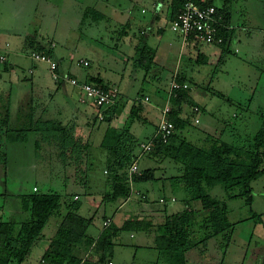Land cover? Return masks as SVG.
I'll list each match as a JSON object with an SVG mask.
<instances>
[{
  "label": "trees",
  "instance_id": "16d2710c",
  "mask_svg": "<svg viewBox=\"0 0 264 264\" xmlns=\"http://www.w3.org/2000/svg\"><path fill=\"white\" fill-rule=\"evenodd\" d=\"M184 2L185 0H171V21L175 20L182 11ZM198 3L203 6L214 5L218 9V14L222 17L218 36L223 38V42L215 44L210 50L208 45L200 44L194 37H191L188 43L200 48L196 56L197 63L220 65L224 62L225 56L233 53L231 45L236 32L232 26L233 0H199ZM89 16L96 22L106 18L104 13L93 7L88 8L84 13V18ZM124 30L125 28L122 27L121 32ZM50 41L46 45L37 41L35 37H31L26 39L24 49L21 50L34 62L43 63L37 62L33 56L42 54L53 59L56 44L52 39ZM135 63L146 72L150 71L153 58L146 47L138 48ZM11 68L12 64L6 62L3 71H10ZM57 72L60 73L59 64ZM0 74H3L1 70ZM66 81L65 77H62L56 82ZM173 82L179 83L181 88L171 91ZM87 83L101 86L106 90L114 88L103 85L102 81L95 79ZM186 83L188 88L183 87ZM191 91L190 82L185 75L178 74L171 81L168 92L171 93L170 112L167 118L174 124L175 130L167 142H164L161 136L155 138L154 149L148 153L158 159H170L182 167V173L170 177V180L173 182V189L181 187L185 191L186 208L184 210L167 214L165 220L162 223H156L157 225L152 220L136 218L125 221L121 227H117L113 219L107 217L109 214L106 212L100 236L91 237L89 229L95 218L79 213L82 202L79 198H75V194L55 190L42 191L38 186H34L29 192L18 194L16 196L18 201L14 204L11 203L13 195L4 191L0 193V200H2L0 211L8 214L5 206L11 203V206L18 210L16 214L18 215L19 211L21 213L19 218L12 215L7 220H5V214L0 215V264H24L29 260L34 246L44 237L46 227L55 216L61 217V222L49 249L44 253L39 264H105V261L113 256L114 238L124 231L136 232L138 229L146 232L154 229L158 232L155 245L159 251L158 261L163 257L167 264H188L190 251L198 249L205 252L208 242L218 236H225L230 241L235 234L238 222L232 221L227 200L244 198L248 204H252L254 201L252 184L264 176V122L255 134L253 148L240 147L214 135H209L203 145L194 144L183 134V130L191 124L192 117L195 118V123H199L198 115L203 110L194 101ZM141 93H138V97L134 100L128 122L121 130L114 127L112 123L115 115L124 110L125 103L118 99L111 110L107 108L109 105L97 107L92 104L94 109H98L94 123L98 120L106 125H104L106 130L100 143V147L107 153L105 172L110 193L104 197L106 202L126 201L135 196L138 191L137 195L142 196L143 201H148V195L140 192V189L137 190V186L158 180L155 168L141 170L139 167L137 173L130 175L131 166L136 161L139 164L142 158L140 157L141 144L152 139L151 137L139 142L130 132L132 123L147 122V118L141 113L143 101L140 97L143 95ZM187 106L192 108V113L187 112ZM18 122L17 126L11 125L10 103L0 110V171L2 172L0 176L3 182L6 183L7 179L9 144H26L34 136L35 154L46 151V145L57 149L55 157L58 156L63 162L64 169H72V172L68 171L72 178L75 177L76 184L82 186L85 184L86 159L89 162L88 140L86 141L82 136H76L74 128L63 124L62 121L35 120L33 112H30L27 117L20 116ZM177 141H180L178 145H176ZM217 186L223 187L227 200H221L211 194ZM160 202L165 204L167 200L161 198ZM196 202L200 203L199 207L194 205ZM256 217L263 221L261 215L254 213L252 218ZM199 219L200 231L203 235L200 240H196L193 237L192 228ZM107 220H111V223L105 227L104 223ZM92 244L94 246L90 255L83 261L77 255V249L80 246L88 248Z\"/></svg>",
  "mask_w": 264,
  "mask_h": 264
},
{
  "label": "rangeland",
  "instance_id": "374dc122",
  "mask_svg": "<svg viewBox=\"0 0 264 264\" xmlns=\"http://www.w3.org/2000/svg\"><path fill=\"white\" fill-rule=\"evenodd\" d=\"M120 1H122L120 10L126 9L129 5L127 0ZM86 2V0H0V70L3 72L0 74V110H3V105H8L9 93L14 87L11 98L12 126H17L19 117L30 111L28 97L25 98L26 95L22 97L25 93L20 95L17 86L28 78V67L32 61L26 59L28 62L26 64L20 63L19 65L17 62L15 64L12 62L14 55L20 54L21 49H24L26 39L35 37L37 41L46 45L52 38H55L59 44V52L72 51L76 60L84 57V44L88 43L84 40L85 28L79 30L84 26L83 19L81 20L82 11H79V14L77 11L78 7L82 10ZM143 6L148 9L146 15L140 14ZM232 7L235 9L234 24L241 29L238 39L231 45L233 53L225 56L224 62L220 65L216 63L199 64L191 58L193 55L189 52L185 54L182 61L181 70L190 82L194 101L206 109L198 115L199 123H195L194 117L191 118V124L183 130V134L197 145H203L209 135H214L240 147L253 148L255 134L264 122V0H233ZM136 10L140 16L151 19L154 13L152 0H141ZM111 30L114 33L112 37L108 32L103 31L104 42L109 44L113 43V40L120 42L119 33L122 30V22L120 26H113ZM166 31L165 39L168 33L170 37L176 39L178 35L176 32L168 29ZM96 38L100 39L97 36ZM96 47L100 46L96 45ZM121 47L125 52L129 48L123 43ZM103 49L105 53L106 49ZM55 50L57 52V49ZM6 62L12 64V68L4 72ZM127 65L128 63L124 64L123 68L126 69ZM128 66L121 86L129 99L134 101L137 94L142 92L141 94L150 96L152 102H157L156 89H162L166 97L170 87L165 73L158 76V70L146 72L142 69H135L132 63ZM166 71L168 72L167 69ZM3 75L5 80L1 78ZM163 102L159 103L163 104ZM186 110L192 113L190 106H187ZM19 112L21 113L18 117ZM158 114L159 112L153 113L151 119L149 118L150 123L145 125L150 133L157 122ZM94 118L92 115V120ZM139 124L135 125L140 127ZM93 125V123L81 125L82 129H78V133L87 137L90 143L89 162L93 166L91 169L95 170L94 173L102 175L103 169H106V156L104 159L99 151L96 136L98 127ZM90 130L91 133H89ZM34 141V136H32L30 142L26 144H9L7 179L5 183L0 176V193L8 191L13 195L11 203L16 204L18 194L29 192L34 185H37L42 191L55 190L69 194L79 192L81 193L79 201L84 203L86 200L84 188L78 183H73L69 172L71 170L69 168L65 170L63 162L58 156L55 157L57 149L46 145V151L35 154ZM179 142L177 141L176 145ZM148 156L150 154L144 155L140 160L142 170L160 167L162 170L157 172L158 177L161 174H166V177L179 174L180 164L170 159L159 162ZM105 175H107L106 172ZM94 184L90 187L91 198L87 200L90 210L86 216H94V220L99 224L102 222L104 212L115 214L117 208L123 207L122 214L134 210L140 213L139 209L146 207V203L141 199L142 196L137 194L126 201L106 202L104 197L110 193V188L105 189L98 183L94 182ZM164 184L166 185L165 181H158V187L161 190L158 189L156 195L151 194L150 196L157 197L159 192L167 194L168 197L173 195L177 202L171 204L168 211L173 213L184 210L186 208L184 189L177 187L162 190ZM140 192L145 193L144 189L143 191L140 189ZM211 194L221 200H227V194L222 186L215 187ZM252 194L254 196L252 204H248L244 198L227 200L230 217L233 222H238L232 239L229 241L225 236L211 239L205 252L194 249L188 253V264H264V176L253 182ZM96 195L99 196L98 199L93 198ZM130 199L134 202H129ZM157 201L156 199L152 204L160 208L163 204ZM11 203L5 206L8 214L0 211V215L5 214V220L12 217L9 211L17 210L16 207L11 206ZM194 205L199 207L200 203L196 202ZM254 213L261 215L263 221L257 217L252 218ZM14 217L19 218L20 216L15 214ZM57 217L59 216L53 217L50 221V227ZM193 225V237L200 240L203 235L200 231V219ZM151 231L138 229L134 233L135 238H130V231L122 233L129 245L126 247L127 257L132 258V254L137 250L134 246L138 242L145 243L146 247H152L155 241L156 245V237L150 235ZM143 254L149 256H142ZM115 256L120 264L123 256L120 254ZM158 259L159 251L156 248H145L131 260H134L136 264H167L163 257L160 261Z\"/></svg>",
  "mask_w": 264,
  "mask_h": 264
},
{
  "label": "crops",
  "instance_id": "0c3cea01",
  "mask_svg": "<svg viewBox=\"0 0 264 264\" xmlns=\"http://www.w3.org/2000/svg\"><path fill=\"white\" fill-rule=\"evenodd\" d=\"M83 9L78 7L77 13L79 14V11L81 12V20L84 19V26L80 27L79 30H84V40L88 44H84V57L79 58L76 60V56L73 54L72 51H65L59 52L58 49V42L55 40V38H52L54 41V55L53 59L59 64V70L60 73L63 76L67 77H73L78 79L80 82H87V81H93L100 80L102 81L103 85H109L110 90H116L118 93V96L116 100L107 107L109 110L113 109L115 107V102L119 99L121 102L125 103V108L122 110V112L117 113L115 115V118L113 120L112 125L118 129H123L127 122L128 117L130 115L131 109L134 105L133 100L129 99L126 92L122 90V83L125 80L126 77V70L129 67L128 65L130 63L133 64V67L135 69H142L139 66L136 65L137 60V50L140 47H146V50L153 58V64H151V68L149 72H154L158 70V76L162 75V73H165V75L168 77L169 81V87L171 84V81L174 80V77L178 74L184 75L183 71L181 70V64L184 60L185 54L187 52L191 53L193 56L191 58H194L196 60V56L199 51V47H195L191 43L184 42L182 37L180 35H177L176 39L170 37L171 35H167L165 39V35L167 34V29L172 31L170 27L171 23V0H152L154 13L153 17L145 18L144 16H140L139 13H136V8L138 3L141 0H127L129 5H127L126 9L120 10V6L122 4V1L119 2V0H86ZM93 7L102 13L106 15V18L100 20L99 22L94 21L91 16L89 18H84L85 11ZM100 7V8H99ZM234 7V5H233ZM232 7L231 12L234 16V8ZM106 9H108L106 11ZM148 13V9L143 6L141 7V13L142 15H146ZM121 20V21H120ZM122 22V27L125 28V30L121 33H119V36L121 37V41H114L113 43L109 44L108 42H104V38L102 36L103 31L108 32L111 37L114 34L111 30L113 26H120ZM83 23V20H82ZM117 24V25H113ZM232 26L236 29L235 35L233 36V41L235 42L238 39L239 32L241 29L237 27L234 24V18L232 20ZM116 31V30H115ZM126 31V32H125ZM173 32V31H172ZM90 33V34H89ZM97 37H100V39H97ZM81 39V37H80ZM112 39V38H111ZM121 43L123 45H127L129 48L125 51H123V47H121ZM96 45H99L100 47H96ZM112 45V46H111ZM75 47V46H74ZM121 47V48H120ZM106 49V52L104 53V49ZM57 49V52L56 50ZM211 47L209 48V50ZM16 53V51H15ZM105 54V55H104ZM26 59L32 60L31 57L25 53L20 52V54H15L14 59H12V62H16L20 65L28 63ZM83 60L84 63L80 64V61ZM126 69L123 68L124 64H127ZM106 66V68H105ZM29 69V75L28 78H26L24 81L20 82L17 86L18 93L22 95L21 93H25L23 96L26 95L25 98L28 97L29 100V106L30 111L25 112L21 116L27 117L30 112H33L35 120H58L62 121L63 124L72 126L74 128V134L76 136H82V134L78 133V129H82L81 125L88 124H94L93 126H97V138H98V148L101 152V155L106 156V150L100 147L101 139L103 137V133H105L106 125L103 123H100V121L97 120V122L94 123V119L92 120V115L98 114V109H94L92 104L81 101V90L75 86H73L70 82H63L59 83L56 82L52 74L50 72L49 65L45 63H36L33 60L31 61V65L28 67ZM168 70V72L166 71ZM32 71V73H31ZM131 72V71H130ZM30 77V78H29ZM1 78L5 80V76L3 75ZM22 78V77H21ZM13 88H11V91L9 93V101L10 103V110H11V98L13 94ZM169 91V90H168ZM157 92V102H152L151 97L148 95H142L140 96L142 98V115L147 118L146 123L142 122H135L132 123V126L130 127L131 133L139 140V142H143L145 140H148L149 138L153 137L156 128L161 120L162 117V109L167 105L170 104V98L169 93L166 94V97H164L162 89H156ZM141 93V92H140ZM121 94V95H120ZM165 94V93H164ZM78 97V98H77ZM138 97V94L136 98ZM139 97V98H140ZM148 97L150 101L148 102L145 98ZM163 102V104L159 102ZM165 103V104H164ZM164 105V106H163ZM200 105V104H199ZM202 107V106H200ZM4 108V105H3ZM202 112H205V108L202 107ZM157 116V122L154 126V129L149 132L150 130H147L145 128V125H147L149 122V118L151 119V116H153V113H158ZM201 112V113H202ZM18 113V117L19 114ZM92 120V121H91ZM92 122V123H91ZM139 124L138 125L135 124ZM78 126H76V125ZM105 125V126H104ZM90 129H92L90 127ZM91 133V130L90 132ZM142 137V139L140 138ZM88 140L87 137H83ZM102 151H101V150ZM89 152V151H88ZM89 154V153H88ZM90 155H88V158ZM143 158V157H142ZM141 158V159H142ZM150 159L159 160V162L168 160V159H158V157H153L151 154L148 156ZM86 164V178H85V184L83 185L84 188V194H86V200L83 203L79 209V213L83 216H86L88 211L90 210L89 204L87 202L88 198H91V185H95V183H98L101 187H104L105 189L109 188V183L107 179V175H105V168L103 169V174L94 173V171L91 169L93 168L91 163L88 162ZM140 163V161H139ZM177 164V163H176ZM140 167V164H139ZM141 169V168H140ZM156 169V177L158 178L155 182L150 183H143L137 186V190L141 189L148 195V201H144L146 203L145 208H140V213L136 210L123 213V207H119L116 209L115 214H105L104 212L102 215V222L99 224L96 220H94V223L92 225V228L89 229V234L91 237H99L101 234V231L103 230V222L106 219L105 215L107 217H110L113 219L114 224L117 227H121L125 221L130 219H141V220H152L154 224L162 223L165 220V217L167 214H171L168 210L171 204H175L177 202V199L175 196L170 195L169 197L167 194H162V192H159L157 194V197L155 196L157 193V190L159 189L158 181H165L166 185L164 184L162 190H165L166 188L173 189V182L170 180V177H166V174H161L160 177L157 176V172H160L162 168H155ZM72 172V169H70ZM142 170V169H141ZM179 174L182 173V167H178ZM101 175V176H100ZM71 176V175H70ZM176 176V175H174ZM173 177V176H172ZM72 178V177H71ZM72 181L74 184H76V181L74 178H72ZM37 186V185H34ZM82 186V185H81ZM139 188V189H138ZM161 190V189H159ZM75 194V198H80L81 195H79L77 192L71 193ZM154 195L150 196V195ZM98 195L93 197L94 199H98ZM156 197V198H155ZM161 198H166L167 203L163 204L160 202ZM158 200L162 206L160 208L156 207L154 204H152L154 201ZM174 199V200H173ZM129 202H134L132 199H130ZM120 211H119V210ZM18 210H11L9 211L11 215H15ZM119 211V212H117ZM178 211V210H177ZM182 211V210H179ZM21 213L20 211L18 214ZM175 213V212H173ZM88 217V216H86ZM90 217V216H89ZM61 222V217H57L51 227H46L44 231V237L34 246L32 255L29 260H27L24 264H39L44 253L49 249V246L51 244L52 238L55 236L56 231L58 229V226ZM156 224V225H157ZM135 232H130V238H135ZM158 232H156L154 229L150 232V235H153L156 237ZM144 241V240H142ZM114 252L113 256L105 261V264H108V262H113V264H119L116 260V254L119 256V254L122 257L120 264H136V262L131 260L135 256H137L138 252L143 251L145 248H155V241L154 245L151 247H146L145 243H139L136 244L134 247L137 248V250L132 254V258L127 257V249L126 247L129 246L126 240L123 238L122 233L117 235L114 238ZM94 244L90 245L88 248H85L86 246H80L77 249V255L79 258L83 259V261L87 258V256L90 255V251ZM148 254H143L142 256H145ZM149 256V255H148ZM127 257V258H126ZM189 263V259H188ZM145 264V263H144Z\"/></svg>",
  "mask_w": 264,
  "mask_h": 264
},
{
  "label": "built area",
  "instance_id": "2783aa9c",
  "mask_svg": "<svg viewBox=\"0 0 264 264\" xmlns=\"http://www.w3.org/2000/svg\"><path fill=\"white\" fill-rule=\"evenodd\" d=\"M199 0H185L182 11L179 13L177 18L170 23L171 29L182 37L184 42H189L191 37L198 40L200 44L208 45L213 47L215 44L223 42V38L218 36L219 28L222 24V17L218 14V9L214 5L203 6L198 3ZM34 59L37 62L47 63L50 67L52 77L55 81L65 77V80L69 81L72 85L76 86L81 90V100L93 104L97 107L112 104L118 93L116 90H106L101 86L93 85L87 82H80L75 78L63 76L57 72L58 63L46 55L34 54ZM81 63L84 61L81 60ZM184 88H188V84L183 85ZM181 85L177 82L172 83L171 91L174 89H180ZM171 98V93H169ZM148 102L150 99L145 98ZM170 112V105L167 104L162 109V119L157 132L153 135L152 139L148 142L141 144L140 157L153 151V140L159 136L164 142L169 140V137L174 133L175 126L168 120L167 116ZM199 122V119H197ZM139 171V164L134 162L130 168V175L135 174ZM139 191L137 192V194ZM111 220H107L104 225L109 226ZM108 264H113L109 262Z\"/></svg>",
  "mask_w": 264,
  "mask_h": 264
}]
</instances>
